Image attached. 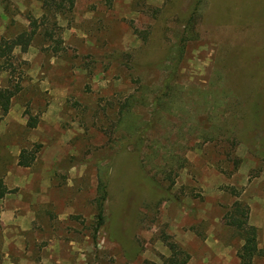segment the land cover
Returning a JSON list of instances; mask_svg holds the SVG:
<instances>
[{
    "label": "rangeland",
    "instance_id": "1",
    "mask_svg": "<svg viewBox=\"0 0 264 264\" xmlns=\"http://www.w3.org/2000/svg\"><path fill=\"white\" fill-rule=\"evenodd\" d=\"M44 1L0 0V40L32 34L0 58V264H239L234 199L264 264V0H199L191 27L198 0Z\"/></svg>",
    "mask_w": 264,
    "mask_h": 264
},
{
    "label": "trees",
    "instance_id": "2",
    "mask_svg": "<svg viewBox=\"0 0 264 264\" xmlns=\"http://www.w3.org/2000/svg\"><path fill=\"white\" fill-rule=\"evenodd\" d=\"M72 3V0H69ZM59 5L60 3L57 2ZM45 5L56 4L53 0H45ZM200 1L198 0L195 7L192 8V11L188 14L185 19V25L192 26L195 18L197 17V10L199 8ZM44 36L46 39L52 40V31L47 28L44 29ZM32 34L27 31H21L17 33L15 36L10 38H2L0 40V58H4V60L9 58V54L13 50L15 46H19L22 50H25L28 46ZM56 44L53 47V52H58L61 47L59 45V40L55 41ZM171 76L167 75L166 78L163 79L161 87L158 91L153 94L151 104L153 105L151 115L155 117L156 113L159 110V107L162 106L164 102H168L170 104V96L172 93V84H171ZM19 86L16 85L14 88H0V108L3 112H6L9 107L10 98L17 92ZM143 96V95H142ZM146 98V97H144ZM141 97L139 101L141 103H146V99ZM166 98V100H165ZM134 102V100H133ZM132 101L126 99V101L119 105L118 114L119 120L123 123L125 119L129 117V113L131 112ZM254 108L257 112V103H254ZM35 121H28V125L34 126ZM146 128V127H145ZM39 145L36 144L31 148H21L17 157V164L20 166H30L34 160L36 153L38 151ZM5 192L3 185H0V196H2ZM237 193V192H236ZM107 195V182L103 178L102 175L98 176V182L96 186V196L94 198L95 204V224L94 231H97L98 228L103 224L105 220L104 214V200ZM224 222L229 226L233 227L238 236L241 238V243L237 249V257L239 260V264H251L252 259L255 255L259 253V247L257 243V233L256 227L252 224L248 223V209L245 205H243L238 199H234L232 203V207L227 209L224 213ZM165 245L169 248L172 254L178 256L182 262H185L187 259V253H185L176 242L169 240L167 237H164Z\"/></svg>",
    "mask_w": 264,
    "mask_h": 264
}]
</instances>
